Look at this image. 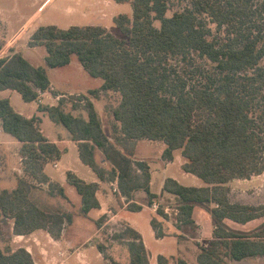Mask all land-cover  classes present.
Returning <instances> with one entry per match:
<instances>
[{"label": "trees", "instance_id": "16d2710c", "mask_svg": "<svg viewBox=\"0 0 264 264\" xmlns=\"http://www.w3.org/2000/svg\"><path fill=\"white\" fill-rule=\"evenodd\" d=\"M130 2L132 15L119 13L114 22L122 37L101 24L40 25L29 46H45L46 64L67 65L75 54L94 77L103 79L90 95L117 92L119 104L113 108L112 139L105 132L90 95L81 93L74 107L85 99L87 117L66 109V99L58 104H40L55 121L65 125L78 143L81 160L102 180L118 181L121 195L134 199L144 190L148 203L159 195L151 191L148 162L135 160L133 152L121 147L123 141L161 140L166 144L163 158L174 159L180 149L185 171L206 182L204 186L184 185L167 178L164 190L177 197V226L193 223V210H208L217 225L215 238L201 247V264H231L229 259L264 256L260 232H223L225 219L247 222L264 215V204L231 203L229 181L250 178L264 171V0H190L181 10L167 15L169 0H115ZM155 20L161 25L156 26ZM201 59L199 65L194 60ZM174 61L190 65L179 70ZM51 87L48 70L32 64L21 52L0 55V90L13 89L25 101H34ZM60 92H57V94ZM0 120L5 131L21 141L24 177L13 189H0V218H13L17 234L40 228L58 237L72 215L62 210L40 207L31 197L38 184L50 183L51 194L65 196L64 187L51 183L45 167L60 159L62 151L42 131L36 116L18 112L8 97L0 98ZM100 149L109 166L96 158ZM67 180L82 198V212L100 207L97 182H87L72 171ZM130 210L143 205L131 200ZM151 220L156 235L160 217L169 215L160 208ZM184 223V224H183ZM100 225V224H99ZM125 241L130 264H150L149 252L140 232L126 226L113 236ZM99 250L108 264L115 259L103 242ZM158 255L159 264H191L183 257ZM0 264H36L25 247L0 248Z\"/></svg>", "mask_w": 264, "mask_h": 264}, {"label": "crops", "instance_id": "0c3cea01", "mask_svg": "<svg viewBox=\"0 0 264 264\" xmlns=\"http://www.w3.org/2000/svg\"><path fill=\"white\" fill-rule=\"evenodd\" d=\"M53 1H56V2L54 3V8H52V14L51 15L48 14L46 19L55 20V21H48V23H42L40 21L39 23H37V20L40 15L38 14L40 9L47 2L51 3ZM66 3H67L66 5H62L58 3L57 0H44L43 3L40 5V7L36 9L33 13H31L27 17V19L24 22H22V24L19 25L12 32L10 36H8L7 33L0 34V55L2 53L12 54L17 51L23 54V52L21 51V48L17 44L19 40L21 39V37H23L24 35L26 36V40H27L26 45L28 48L38 47V46H29L31 35L40 25H47V24L58 25L56 23V19L54 18L53 14H55L56 12L58 13L60 10H63L65 8L67 9L68 12H71L70 8L68 9V6H71L69 5L70 4L69 0H66ZM83 7H84L83 10L82 9L79 10L82 14L85 13L83 11L85 10V8H87V6H83ZM87 9H90V8H87ZM76 10L78 11L77 8ZM117 13L119 14V13H128V12H117ZM26 58L30 61V59L27 56ZM100 86L101 85H99L98 87ZM50 88H56L61 91H65L69 93H73V92L88 93L91 90L90 89L89 91H80V90L64 89V88H60L54 85L52 82H51ZM50 88L48 90H50ZM48 90L43 92L39 99L34 100L37 102L35 109H31L30 111H28V113L19 111L17 109L16 110L27 117L35 116L36 115L35 111L39 109V105H40L39 103L43 102V97L44 96L50 97L48 96V93H49ZM0 91L4 92V91H17V90L4 89ZM4 97H8L11 101V96H4ZM29 102H32V101H29ZM50 105H54V103H50ZM4 132H7V131H5L4 128L2 127L1 120H0V151H4V149H2L4 147L6 149L8 148V146H6L8 141L6 140L4 136ZM107 134L111 138V140H113L111 133H107ZM47 137L49 138L50 141L55 142L60 148L58 139L52 138L49 136ZM71 140L74 142L75 146L78 148V143L72 138ZM149 140L154 141L151 139ZM155 141H161V140H155ZM19 142H20V148H21L22 143L21 141ZM159 146L161 147L160 148L161 158H162L161 162H162L163 168H159V166H155L156 163H154V161L150 157H147L145 155H140L138 152H136L138 148L137 144L134 150L130 147V143L127 141H123V144L121 145L123 150L128 149L133 152L132 156L135 160H142V161L148 162L149 167H150V172H151V191H152L153 185H155V182H156L155 175L157 173L160 174L162 172L161 169H163V171L165 172V170H167L168 167L172 163H174L176 158L180 157V155L177 152L180 149H177L174 151L173 160L164 159L163 151L166 147V144L163 142V144H159ZM20 148H19V152H20ZM61 151L63 153L62 149ZM78 152H79V148H78ZM61 157H62V154H61ZM97 157H99V159ZM96 158L99 162H102L104 165L109 166V162L105 160L103 153L100 149H97ZM20 161L23 167L21 155H20ZM158 161H160V159H158ZM185 161L186 159L184 161L181 160L180 164L182 168H183V164ZM54 162H55L54 163L55 167L57 168L60 167L57 161H54ZM82 163L84 162L82 161ZM84 165H87V164L84 163ZM23 171H24V168H23ZM67 171L74 172L80 178L84 179L87 182H97L99 184V188L96 192V195H97V198L99 199L100 207L93 208L97 210L96 215H92L93 209H91L88 213L82 212V198H81V194L78 191H77L78 194H75V192L73 191L68 194V192L66 191L65 183L71 184L67 180ZM67 171L66 173H63L60 179H56L55 177L49 175V173L45 170V172L50 177L49 182L59 183L61 186L64 187V190H65V196L58 194V193L50 194L48 196L49 201H51L50 203H56V205L55 206L50 205L48 207L54 208L53 211L62 210L72 215V220L66 221L63 224L61 233L58 237L53 236L51 232L46 228H40L28 234H17L15 233V230H14V225H15L14 219L9 218V217L3 218L2 222L6 226L5 228L9 231V234H8L9 242L8 243L10 247L13 250L19 247H25L33 255L36 264H53V263L54 264H94V260L96 257H97V260H98V257L103 258L105 260V264H108V260L104 257V254L98 248V244L102 242V240L106 237L110 239V244H109L110 254L115 259L121 262L122 261L124 262V260L120 257V253L125 251L128 261L130 262V251H129V248L126 242L119 241L113 237L114 234L116 233L112 231L111 226L115 225V223L116 224L118 223L119 225L123 226V228H125L126 226H130L134 228L135 230H137L138 232H140L143 237V241L148 249L149 258L153 256V257H156L157 260H158V255L163 254L167 257H170L171 261L173 260L171 257L175 256V257H183L187 261L190 262L191 259H197V255L200 252L201 247L207 246L210 243V241L215 238V230L217 229L215 220L212 214L201 206H196L193 210V220H194L193 223L188 224V225L183 223L184 225H181V226L176 225L175 226L176 230H170L169 232H166L163 229V228H166L165 226L166 224L163 220L164 217L159 216V220L162 221L160 230L163 229L162 231L166 232V234L158 237L151 223L152 218L154 216H157L158 214L150 207V204L148 203V194L146 191L144 190L137 191L135 193L134 199L129 200L127 199V197L125 198L124 196L114 191V186H113L114 181L102 180L93 169H92V172H90V170L78 166V168L68 167ZM187 173H190V172H187L184 170L183 174L181 175H169V176L165 174L162 175V178H161L162 184H163L162 190L159 192L157 191H152V192L158 195H169L170 197L175 198L177 201V197L175 195L164 190V183L167 178L171 177V178L176 179L178 182L184 184L182 181H183V178L185 179L187 178L186 177ZM18 175H19L18 177V180H19L20 177H23V172L18 170ZM24 175H25V172H24ZM262 178H264V171L260 174L252 175L250 178H236L239 182L235 185L232 184V182L235 181V179H232L231 181H229L227 183V185L230 186V191L228 193L229 201L231 203H240V204H248V205L264 204V179ZM256 180H259L260 183H258L255 187L253 186L246 187V185L243 186V183L245 182H254ZM49 184L50 183L38 184V187H36L37 189L34 188L35 191L33 192L31 191L32 199L40 207H43V208L44 206H46L45 205L46 200H44L46 198L44 196L42 199L41 196H42V193H45V189H47V187L49 189ZM184 185H194V184H184ZM204 185H206L205 181L203 184L195 185V186H204ZM15 187L16 186H14L13 188ZM13 188H10V189H13ZM1 189H4V188H1ZM158 198L156 197V199ZM131 200H134L135 202L142 204L143 208L137 211L130 210L128 208V204L131 202ZM225 223H226V227L224 228V230H222L223 232H230V231H235V232H240V233L260 232L261 234H264V215L251 219L245 223L235 221L231 218H226ZM256 238H264V237L257 236ZM92 240H95V241L99 240V241L93 242ZM152 241L158 244V247L160 246L162 249L159 248L153 253L151 251V244H150ZM94 247H97L99 250L98 255L95 256V258L91 256V253H90L91 249H93ZM62 252H63V255H61ZM190 252H193V255H191ZM260 259H264V256H249V257H245L242 259H229V262L231 264H251L252 260H260ZM150 264H151V260H150ZM170 264H172V262Z\"/></svg>", "mask_w": 264, "mask_h": 264}, {"label": "rangeland", "instance_id": "374dc122", "mask_svg": "<svg viewBox=\"0 0 264 264\" xmlns=\"http://www.w3.org/2000/svg\"><path fill=\"white\" fill-rule=\"evenodd\" d=\"M44 0H0V34L7 33L8 36L12 34V32L24 22L27 17L33 13L36 9L40 7V5L43 3ZM56 1H53L51 3L47 2L39 11L38 14L39 18L37 20V23L40 21L42 23H48V21H55V20H47L46 17L48 14H52V8H54V3ZM58 3L62 5H66V0H57ZM71 6H68V9L70 8L71 12H68L67 9L60 10L58 13L56 12L54 15V18L56 19V23L61 27H68L72 24H101L103 26H106L109 31H111L113 34H115L118 37H122V33L116 23L114 22V16L118 15L117 12H128L130 15H132V5L130 2L125 3H117L115 0H69ZM190 4V0H169V10L167 12L168 16H171L176 10L183 9L186 5ZM83 6H87V9L81 13L79 10L84 9ZM102 7V8H101ZM78 9V11L76 10ZM155 25L160 26L161 21L155 20ZM26 36L24 35L21 37V39L18 42V46L21 48V51L23 52V55L25 57L27 56L30 61L35 65H43L47 68L51 82L64 89H72V90H80V91H89L90 89H93L95 87H98L102 84L103 79L100 77H94L92 76L82 65L77 55L72 56V60L69 64L58 66V67H50L46 64L45 57L47 55V49L45 46H38L35 48H28L26 45ZM201 59L194 60V64L199 65ZM174 66L176 68H179V70H183L184 68L186 70H189L190 65H186L184 62L174 61ZM261 65L264 66V58L261 60ZM48 96L43 97V102L39 104H58L59 100L61 98L66 99V109L72 111L76 115L87 117V110L84 108L85 103H79V106L74 107V102H77L75 99L71 98L70 94L75 93L74 96H77L81 93L85 92H65L61 91L56 88H50L48 90ZM57 92H60L57 94ZM59 94H66L67 96L70 95V97L66 96H60ZM90 95V93H85ZM4 96H11V102L12 105L15 107V109L19 111H23L25 113H28L31 109H35L36 101H25L21 94L18 91H0V98ZM93 99L96 108L99 112V115L101 117L103 127L105 129V132L111 133L112 135V123L114 122V117L112 114V110L114 107H116L120 102V94L117 92H100L98 97H93L90 95ZM47 102V103H46ZM36 118L38 119V123L41 127V129L44 131L45 135L56 138L59 140V146L63 150L62 157L60 159H56L57 163L60 167L54 166V161H50L47 165L45 170L49 173V175L55 177L56 179H60V177L63 175V173H66L68 167H83L90 172H92V169L88 165H84L79 157L78 148L75 146L74 142L71 140V135L69 130L63 125L62 123L53 120L47 112L41 110L40 108L35 111ZM4 136L6 140L8 141L6 146L2 148L4 151H0V189L1 188H13L16 186L18 182V170L23 172V167L20 161V155H19V148H20V142L14 137L13 135L4 132ZM130 147L134 150L136 148V144L138 145L137 151L140 155H145L147 157H150L155 164V166H159V168L162 167V158H161V151L159 144H163L161 141H150L149 139H141L136 141H129ZM124 151H127L126 149ZM180 157H177L174 163H172L165 172L163 169H161L160 174L155 175V185L152 187V191H161L162 190V175H181L184 172V169L181 166V160H185V158L182 156L181 151H177ZM99 159V157H97ZM160 159V161H158ZM186 179L183 178L184 184H194V185H200L203 184L204 181L192 174L187 173ZM264 179V178H262ZM239 181L235 179V181L232 182L233 185L237 184ZM258 183H260L259 180H256L254 182H245L243 183V186L246 185V187H255ZM66 184V191L71 193L72 191L75 192V194H78L76 188L68 183ZM50 186V185H49ZM37 189V188H36ZM35 191V189H32V192ZM51 194L50 187L48 189H45V193H42V199L45 196L46 200L44 208H50L53 210L54 208L48 207V206H55L56 203H50L48 196ZM159 197V198H158ZM157 198L161 200L162 204L169 205L172 208L176 205V199L170 197L169 195H159ZM48 199V200H47ZM56 211V210H55ZM97 210H92V215H96ZM176 212L174 210L171 211V214H169V217L163 218L165 222L166 228H162L169 232L170 230H176L177 220L175 218ZM3 218H0V247L5 248L9 245V238L8 234L9 231L5 228L6 226L3 224ZM150 227V226H149ZM112 231L114 233H117L123 229V226L119 225L118 223L113 226H111ZM160 229V228H159ZM161 229V230H163ZM93 242H98L99 240H92ZM107 245V251H109V244L110 239L104 238L102 240ZM151 251L154 253L157 249H162L160 246L158 247V244H156L154 241L151 243ZM98 248L94 247L91 249L90 253L91 256L95 258V256L98 255ZM191 255H193V252H190ZM120 257L124 260L123 264H130L128 261L127 255L124 252L120 253ZM151 264H158V260L156 257L151 256L150 258ZM190 262L192 264H201L197 261V259H191ZM54 264V263H53ZM94 264H105V260L101 257H97L94 260ZM251 264H264V259L260 260H252Z\"/></svg>", "mask_w": 264, "mask_h": 264}, {"label": "built area", "instance_id": "2783aa9c", "mask_svg": "<svg viewBox=\"0 0 264 264\" xmlns=\"http://www.w3.org/2000/svg\"><path fill=\"white\" fill-rule=\"evenodd\" d=\"M74 94H75V93L70 94L71 97H72ZM70 95L67 96L66 94H59L58 97H60V96H66V98H67V97H70ZM79 95H80V94H79ZM75 100L78 101L77 99H75ZM81 102L84 103V102H85V99H82ZM113 186H114V191L117 192V193H119V194L121 195V191H120V188H119V185H118V181H117V180H115V181L113 182ZM122 196H123V195H122ZM124 197L126 198V196H124ZM150 207H151L155 212H158V210H159L160 208H162V209L164 210V212H165L166 214H168V215L171 214V211H172V210H174V211L176 212V214H177L178 211H179L177 207L172 208V207L169 206V205H164V204H162V202H161L159 199H156V198H154V199L152 200V202H151V204H150ZM61 255H63V252L61 253Z\"/></svg>", "mask_w": 264, "mask_h": 264}]
</instances>
